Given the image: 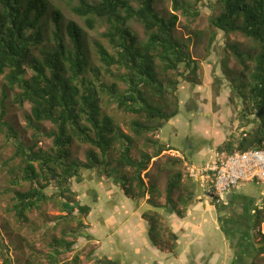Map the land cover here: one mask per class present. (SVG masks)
Segmentation results:
<instances>
[{"label":"trees","instance_id":"1","mask_svg":"<svg viewBox=\"0 0 264 264\" xmlns=\"http://www.w3.org/2000/svg\"><path fill=\"white\" fill-rule=\"evenodd\" d=\"M68 1L76 2L72 12L83 20L87 30H94L98 22L105 25L101 37L110 49L100 42L94 43V49L100 67L114 79L111 84L101 80L100 68L91 66L84 31L76 22L69 21L63 27L62 14L52 10L50 26L53 30L51 39H47L43 20L48 9L45 1L0 0V76L4 75L6 87L17 90L13 103L19 107L29 105L30 112L25 121L33 140L32 144L23 143L14 127L5 120L3 95L0 135L12 144V159L19 160L20 176H14L12 182L19 189L13 193L12 210L20 223L28 222L27 212L40 210L54 197L60 201L61 210L66 212L61 219H68L74 211L80 218L87 217L90 207L76 205L74 208L73 199L77 194L71 189L72 181L83 180L84 172H93L99 179L112 181L124 197L133 202L148 193V204L158 207L154 201L160 197L159 191L150 180V184H146L144 178L148 176L151 160L172 149L146 135L158 133L163 123L179 113L177 93L181 82L199 84V62L192 58L190 48L183 39L176 37L175 31L179 24L178 14L188 23L195 21L201 0L193 3L169 0L172 12L167 16L156 11L154 0ZM214 4L219 13L210 18L209 48L221 32L226 39L229 35H241L258 49L251 54L238 44H224L226 57L231 55L239 67L238 73L232 72L234 78L227 69L228 59L224 57L221 61L228 77L236 83V97L244 105L240 111V126H251L225 150L231 152L235 146L238 151L264 150V0H215ZM133 25L141 28L143 40ZM119 83L124 90H119ZM103 96L116 105L119 113L131 118L130 134L122 132L116 120L106 113ZM44 123L52 128L44 130ZM143 137L152 153L139 151V158L135 159L133 150ZM39 138L50 140L51 147L46 151L36 150L35 143ZM76 143L88 146L84 161L73 155ZM169 161H174V166H181L184 160L169 158ZM181 178L179 171L174 172L165 185V203L170 208L173 192L179 188ZM23 184L28 185L26 190L22 189ZM50 187L54 188L52 194L46 192ZM215 208L221 213L222 206L215 205ZM142 217L147 220L152 246L170 244L167 247L172 249V238L163 239L164 231L156 215L143 214ZM80 221L77 219L78 227H81ZM225 222L218 218V224L224 230L227 229ZM263 222L261 204L250 223L251 232L244 229L246 222H243L242 231L227 234L230 246L233 245L234 258L240 259L239 264H264ZM71 234V241L53 240L54 254L48 257L51 264H58L56 258L59 255L73 250L78 236L70 232L66 235ZM0 248L2 264H12L1 237ZM77 261L75 257L73 263Z\"/></svg>","mask_w":264,"mask_h":264},{"label":"rangeland","instance_id":"2","mask_svg":"<svg viewBox=\"0 0 264 264\" xmlns=\"http://www.w3.org/2000/svg\"><path fill=\"white\" fill-rule=\"evenodd\" d=\"M47 3V15L44 17V35L47 39H51L52 27L50 26L51 18L50 13L52 10H59L62 14V26L69 21L76 22L84 31V44L87 54L90 58L91 66L95 68H100L101 80L104 83L111 84L114 79L111 78L108 74L104 73L102 67H100V62L95 53L94 43L100 42L105 47L110 49L108 43L102 39L101 34L105 31V25L98 22L95 29L89 31L86 29L83 20L77 18L72 12V8L75 6L76 2H69L68 0H43ZM193 3L194 0H185ZM215 0H201L198 3L199 16L195 19L193 23H188L186 18L181 14L179 16V24L177 25L175 35L176 37L183 39L188 47L191 50L192 58L199 62V70L197 73V83L198 85H192L187 82H181L178 86V95L179 99V112L180 117L177 119L183 124L187 123L192 117L191 120H195V116L199 118V124L196 125L194 129H191V135L195 137L193 142L194 151L199 150L202 147V140L205 137V131L209 129L208 126H216L217 121H227L230 116V111L232 112V117L230 118L229 125L236 123V118H240V111L244 108L243 104H240V101L236 95L238 94L235 85L236 83L228 77L227 70L221 66V61L226 54L224 52L225 42L238 44L240 48L251 54H255L258 49L254 43L250 40L244 38L241 35L233 34L229 35L228 39L220 32L217 35L216 41L213 46L209 48V22L210 18L213 15L219 13V9L214 4ZM154 6L156 11L160 13L161 16H167L171 11V2L169 0H154ZM136 32L139 34L140 39H144V35L139 26L133 25ZM64 33V32H63ZM65 34V33H64ZM65 40L68 42L67 37L64 35ZM48 47L51 46L50 43L46 44ZM227 69L231 70V75L235 78V74L238 73L239 67L235 59L228 55L226 57ZM234 72L235 74H233ZM91 76V74H89ZM180 81V79H178ZM192 87V88H191ZM124 86L119 83V90H124ZM192 91V92H190ZM17 92L16 89L10 90L6 87V81L4 75L0 76V100L4 95V106L6 110L5 120L10 123L16 130L19 139L25 144H32V132L26 129L25 116L29 114L30 107L28 104H24L22 107L15 105L12 101L14 94ZM190 98H194L195 102L191 104L188 103ZM215 103L217 105H214ZM209 110H200L199 106H206ZM236 105V108L234 107ZM197 110L196 113L191 112L193 108ZM103 108L106 113L112 116L122 132L130 134L129 123L131 118L121 114L116 109V105L109 102L106 96H103ZM238 110L237 115H235L233 110ZM200 110V111H199ZM219 110V111H218ZM211 111V112H210ZM216 111V112H215ZM218 111V112H217ZM214 113V114H213ZM211 114L215 116L216 123H208V125H203L201 119L207 115ZM195 115V116H194ZM250 119H254L253 116H250ZM211 122V121H210ZM237 122V127L235 129V134L239 137L241 134L245 133L247 130L251 129V126L248 128L241 127ZM236 126V125H235ZM44 130H50L52 127L48 123L42 124ZM243 131L242 132H240ZM160 132V131H159ZM158 132V133H159ZM158 133H152L151 135H146L147 138L153 137L158 139L160 135ZM232 136V137H234ZM146 137L140 138L138 140L136 147L133 150V157L135 159L139 158V151L151 154L152 148L147 144ZM238 139V138H237ZM236 141V140H235ZM232 140V142H235ZM36 150L41 149L42 151L48 150L51 147V141L44 138H39L37 140ZM88 146H81L80 144H75L73 149L74 157L79 161H84V152L87 150ZM14 154V148L11 143L6 142L4 137L0 135V237L1 243L8 249V254L12 264H51L49 256L53 255V240L64 238L65 241L72 240V234L66 235L67 233H73L78 236V233L86 234V230L91 228V225H94L95 218L94 215L98 216L97 220L104 219L105 227L101 228L99 233H101L102 239L99 241L102 243V246L107 250L109 255H114L117 252L113 250L115 245H122L123 247L127 246L126 232L130 225L125 224L124 220L126 217V208L131 204L127 199L122 198L119 206L115 207L116 211H113V208H110L109 199L111 198L110 192L106 191L104 198L99 199L97 203L92 202L84 198L83 203L80 201L81 196L84 193V186L86 188L90 187L96 188L99 187L102 189L106 188L107 190H115L114 184L110 180L99 179L93 172H84L83 180H73L71 189L76 192L77 197H74L73 201L74 208L76 205H83L89 202V206L93 207V214L90 215L89 220L87 217L80 218V215L77 211L68 217V219H61L66 215V212L61 210L59 204L60 201L56 197L50 202H47L42 205L40 210H33L26 213L28 218L27 223H20L16 220V217L12 210L13 193L18 190L17 186H13V177L20 176V172L17 169L19 165L18 159H12ZM160 159L154 162L151 166V162L148 165L150 172L147 174L145 179H150V182H156L157 186H163L167 180L172 176V174L177 170L168 166V157L165 161ZM152 161V160H151ZM188 169L183 168V176L188 177ZM16 177V178H17ZM90 181V183H87ZM149 182V183H150ZM109 185V186H108ZM28 188L27 184L22 185V189L26 190ZM117 189V188H116ZM47 193L52 194L54 188L50 187L46 190ZM86 193V192H85ZM89 195V194H88ZM112 201V200H111ZM142 202V201H141ZM93 205V206H92ZM63 206V205H62ZM65 208V205L63 206ZM77 219H81V227H78ZM115 222V223H114ZM85 224V225H84ZM121 224V227L125 225L120 232L117 234L114 231H109V229L116 228ZM264 225V224H263ZM78 231V232H77ZM76 232V233H75ZM261 232L264 234V226L261 229ZM98 233V231H96ZM218 236L213 237L214 240L222 239V233L217 230ZM64 234V236H63ZM95 234V233H94ZM213 232L211 231V236ZM75 237V236H74ZM166 236H163V239ZM76 238V237H75ZM78 238V237H77ZM169 241V240H168ZM225 241H229V237L225 236ZM91 240L85 239L79 245V241L75 244V249L71 252L62 253L59 255L56 260L58 264H74V258H78V261L75 264H97V257H94L96 253V245L89 243ZM222 242V241H221ZM214 243V242H213ZM219 243V242H218ZM170 244L166 245L169 246ZM221 250L224 248L223 244L220 243ZM116 248V246L114 247ZM232 250V248H231ZM233 251V250H232ZM117 256V254H116ZM233 256V252H232ZM120 259V258H119ZM3 256L2 250L0 248V264H2Z\"/></svg>","mask_w":264,"mask_h":264},{"label":"crops","instance_id":"3","mask_svg":"<svg viewBox=\"0 0 264 264\" xmlns=\"http://www.w3.org/2000/svg\"><path fill=\"white\" fill-rule=\"evenodd\" d=\"M178 94L180 95L179 91ZM192 102H195L194 98L188 100L189 104ZM199 107L200 110L201 108L202 110H209L207 105ZM234 107L236 108V105ZM196 111L194 107L191 112L196 113ZM233 111L237 115L239 109ZM229 113L228 120L233 116L231 111ZM179 114L180 112L166 123H163L158 133L160 135L159 141L166 148L169 147L172 150L164 151L159 157L152 159L149 168L150 170L154 162L163 159V157H165V161L168 157L184 160L181 166H174V161L168 160V166L172 167L173 165L177 169L175 172L179 171L182 174L180 186L172 195L173 205L171 208L165 203L164 190L167 182L163 186H157L156 182H151L156 185L157 192L159 191L160 194V197L154 201L158 206L155 208L147 202L150 198L148 193L144 198L133 202L125 198L123 192L116 185H114V188L117 189L115 188L113 191L106 188L102 189V187H90L89 189L84 186L83 189L85 190L80 199L82 203L84 198L87 201L91 200L97 203L99 199L104 198L106 191L110 192L109 205L110 208H113V211H116L115 207L120 205L122 198L131 202L129 207L124 210L127 217L124 223L130 225L128 232L125 234V241H128L127 246L123 247L122 245H125V243H122V245H115L116 248H114L115 246L109 248H113L117 252V256L116 254L109 255L110 253H107V250L99 241L102 239L99 231L105 227L104 219L97 220L98 216L93 214V207L89 206V202L82 205L90 207L91 211L86 219L88 221L90 215L93 214L95 224L91 225L89 230H86V234L79 233L77 241L81 245L82 241L87 239L91 240L89 243L97 246L94 255L98 258L96 259L97 264H239L240 259L236 261V258L232 256L233 249L231 250V248H233V245L230 246L229 242L225 241V235L239 233L243 222H246V226L243 225L244 229L251 232L250 223L253 220L256 208L264 202L263 189L254 184H240L235 190L225 194L219 204H214L205 195L209 185L208 178L201 176L195 178L185 177L182 171L186 167L198 168L204 166L211 160L214 152L225 150L232 143V140L238 138L234 134L237 122H241V120L236 118V123L231 124V122L229 125L228 120L217 121L214 115L206 114L207 116L203 117L200 122L203 125H208V123L212 124L217 121V125L208 126L209 129L205 131V137L202 140V147L194 151L193 142L195 137L191 135V129L199 124V118L194 115V121L190 117V120L183 124V122L177 120L180 117ZM240 132L243 131L240 130ZM149 170H147V174L150 172ZM149 180V178L145 179V183L147 184ZM87 183H90V181H87ZM215 205L222 206L221 213H217ZM143 214L156 215L160 228L164 231L163 236L172 238V249L166 246H152L148 236V223L142 217ZM219 217L226 221V230L219 226ZM124 226L121 227V224H119L117 229L113 228L109 231H114L117 234ZM217 230L220 231V234L222 233V239L214 240L213 237L216 238L219 235ZM211 231L213 232L212 236ZM220 243L224 246L222 250ZM73 247L75 249V245Z\"/></svg>","mask_w":264,"mask_h":264},{"label":"built area","instance_id":"4","mask_svg":"<svg viewBox=\"0 0 264 264\" xmlns=\"http://www.w3.org/2000/svg\"><path fill=\"white\" fill-rule=\"evenodd\" d=\"M188 176L208 178L205 195L214 204L240 184H254L264 192V150L238 151L235 146L231 152L216 151L206 165L190 168ZM262 206L264 211V203Z\"/></svg>","mask_w":264,"mask_h":264},{"label":"clouds","instance_id":"5","mask_svg":"<svg viewBox=\"0 0 264 264\" xmlns=\"http://www.w3.org/2000/svg\"><path fill=\"white\" fill-rule=\"evenodd\" d=\"M234 148H235V147H234ZM190 168H192V167H190ZM190 168H189V169H190ZM189 169H188V170H189ZM188 177H189V176H188ZM189 178H190V177H189ZM263 203H264V202H263ZM263 203H262V204H263ZM263 224H264V222H263ZM263 226H264V225H263ZM263 226H262V227H263Z\"/></svg>","mask_w":264,"mask_h":264}]
</instances>
